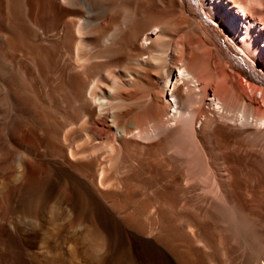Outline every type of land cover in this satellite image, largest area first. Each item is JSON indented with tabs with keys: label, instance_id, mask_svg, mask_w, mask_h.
<instances>
[{
	"label": "bare ground",
	"instance_id": "1",
	"mask_svg": "<svg viewBox=\"0 0 264 264\" xmlns=\"http://www.w3.org/2000/svg\"><path fill=\"white\" fill-rule=\"evenodd\" d=\"M245 1L0 0V264H264Z\"/></svg>",
	"mask_w": 264,
	"mask_h": 264
},
{
	"label": "rangeland",
	"instance_id": "2",
	"mask_svg": "<svg viewBox=\"0 0 264 264\" xmlns=\"http://www.w3.org/2000/svg\"><path fill=\"white\" fill-rule=\"evenodd\" d=\"M244 2H246L245 0H243ZM249 5H252V3H249ZM251 8H253L254 9V7H251ZM250 9V8H249ZM255 11H256V9H254ZM254 10H251L250 12H252V13H254ZM256 13V12H255ZM254 13V14H255ZM222 27V26H221ZM223 28V27H222ZM225 30V29H224ZM260 69L262 70V72H264V67H260ZM251 72V71H250ZM37 175L39 176V177H41V174L40 173H37ZM57 223H59L58 221H53L50 225H48V226H46V227H44V228H42L41 229V231H40V234H39V242H38V250L40 251V252H42V253H46L47 252V247H48V244L50 243V241H52V239L51 238H56V237H60L61 235L60 234H62L63 232H64V230L65 229H59L58 228V224ZM57 224V225H56ZM51 227H53V228H51ZM55 228V229H54ZM66 228H69L68 226L66 227ZM55 230H56V232H55ZM68 230H70V229H68ZM49 231V232H48ZM54 233H53V232ZM59 231V232H58ZM71 231V230H70ZM52 237H51V236ZM42 237V238H41ZM44 237V238H43ZM50 238V239H49ZM44 241H45V243H44ZM43 244V245H42ZM42 249H44V250H42ZM44 251V252H43ZM31 252V251H30ZM53 253V252H52ZM51 252H50V254L49 255H51L52 254ZM47 254V253H46ZM90 259V258H89ZM92 259L93 260H89L88 262H85L86 264H93V262H94V256L92 257ZM91 261V262H90ZM84 263V264H85Z\"/></svg>",
	"mask_w": 264,
	"mask_h": 264
}]
</instances>
